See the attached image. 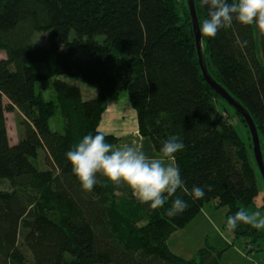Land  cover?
<instances>
[{
    "label": "trees",
    "instance_id": "16d2710c",
    "mask_svg": "<svg viewBox=\"0 0 264 264\" xmlns=\"http://www.w3.org/2000/svg\"><path fill=\"white\" fill-rule=\"evenodd\" d=\"M194 4L200 27L207 9ZM36 34L47 45L35 44ZM201 51L210 76L252 117L264 160V32L234 20L215 38L201 35ZM0 52V264H220L229 245L210 244L191 260L167 245L205 204L226 209L227 228V217L247 211L259 193L245 144L217 110L226 102L203 79L186 0H0ZM61 76L95 94L84 98ZM51 79L54 100H46L36 86ZM122 92L157 153L172 135L185 144L175 163L188 191L178 189L163 208L150 210L99 174L85 192L65 158L84 135L101 133L108 102ZM15 108L25 117L23 137L10 144L5 113ZM57 110L62 132L49 126ZM193 186L204 188L202 198ZM176 196L188 207L169 217ZM229 231L248 252L261 250L260 229L240 223Z\"/></svg>",
    "mask_w": 264,
    "mask_h": 264
},
{
    "label": "clouds",
    "instance_id": "9594fccd",
    "mask_svg": "<svg viewBox=\"0 0 264 264\" xmlns=\"http://www.w3.org/2000/svg\"><path fill=\"white\" fill-rule=\"evenodd\" d=\"M200 7L207 9L199 27L203 37L215 38L221 29L230 28L234 20L242 25L255 24L264 32V0H200ZM184 148L180 137L172 135L162 141L157 155L149 156L140 146L123 144L116 147L107 143L103 133L86 134L65 153V158L85 192L93 191L99 174L112 184L126 186L138 202L156 210L163 208L178 189L184 188L180 169L175 163V154ZM204 194L202 186L191 189V195L196 199ZM187 207L184 199L176 196L166 215L174 217ZM240 223L257 230L264 229V214L240 209L227 217L229 230H234Z\"/></svg>",
    "mask_w": 264,
    "mask_h": 264
},
{
    "label": "crops",
    "instance_id": "0c3cea01",
    "mask_svg": "<svg viewBox=\"0 0 264 264\" xmlns=\"http://www.w3.org/2000/svg\"><path fill=\"white\" fill-rule=\"evenodd\" d=\"M98 130L104 135L116 137L118 139L115 145L116 147L122 146L123 144H130L142 147V150L149 156L158 154L150 139L138 133L136 112L132 108L126 93H121L108 102L106 110L100 120ZM225 213L226 209L217 208L215 202L205 204L199 214L188 225L173 233L167 241L168 248L177 257L191 260L200 249L210 245L208 239L212 235V232L213 235L219 232L220 239L228 244L229 240L224 236L225 231H229L225 228ZM219 226H222L224 232L222 231L220 233ZM185 232L187 233L185 234ZM230 234L233 238V234L231 232ZM212 246H215V244H212ZM234 252L238 251L236 250ZM228 253L229 251L227 249L221 255V258H223L224 254V257H226ZM231 262L233 263L234 261L230 260L229 264Z\"/></svg>",
    "mask_w": 264,
    "mask_h": 264
},
{
    "label": "rangeland",
    "instance_id": "374dc122",
    "mask_svg": "<svg viewBox=\"0 0 264 264\" xmlns=\"http://www.w3.org/2000/svg\"><path fill=\"white\" fill-rule=\"evenodd\" d=\"M33 42L35 44L45 46L47 45V39L46 35L44 34H36L33 37ZM5 54L3 52H0V59H4ZM33 71H44V65L43 64H35L32 66ZM60 79L77 86L81 89L83 97L89 98L95 94V90L91 89L90 87L84 85L83 83L79 82L76 79H73L68 76H61ZM52 79L44 82L43 84H38L36 86V92L37 94H40L42 98L46 100H54V93L51 89V83ZM125 93V92H122ZM6 100L4 99V104H6ZM217 110H219L222 114L228 115V118L231 121V124L233 128L235 129L237 135L241 139V141L245 144L248 156L250 159L251 164L256 169V178L259 188L258 196L256 197L254 204L251 205L247 211L253 212V211H260L262 214H264V185L263 181L259 175V172L257 170L254 157H253V149L249 147L251 144L250 136L248 135L246 129L243 127V124L237 119V116L235 114V111L232 107H230L227 103H224L223 101H219L216 105ZM6 117V128H7V134L9 137L10 144H16L22 137H23V120L25 117L15 108L12 112L5 113ZM49 126L54 131H63V119L60 116L59 111L57 110L55 115L49 120ZM36 166L40 171L47 170L44 161H43V154H39L38 158H36ZM212 204V203H211ZM220 233H222L223 228L222 226H219ZM261 232L264 234V229H260ZM224 232V231H223ZM187 232H185L186 234ZM224 236L227 238L228 244L223 242L222 239H220L219 232L215 233L213 235H210L209 237V244H215V246H218L220 248H224L226 245H229L228 251L229 253L223 258L220 257V263L221 264H229L230 260H233L234 262L230 264H264V241H259L258 246L261 247V250H259V247L256 248L252 252H248L245 248V243L241 238L235 239L231 237V234L229 231H225ZM229 236V237H228ZM21 242V240H20ZM233 243V244H232ZM257 247V246H256ZM238 252H234V251ZM243 254V255H242ZM242 255V256H240Z\"/></svg>",
    "mask_w": 264,
    "mask_h": 264
},
{
    "label": "water",
    "instance_id": "95a60500",
    "mask_svg": "<svg viewBox=\"0 0 264 264\" xmlns=\"http://www.w3.org/2000/svg\"><path fill=\"white\" fill-rule=\"evenodd\" d=\"M186 3H187V7H188L190 19H191V25H192V29L194 33L198 64H199L203 79L209 85V87L214 92H216V94H218L220 98L224 100L230 107H232L234 111L244 120L245 125L249 132L250 140H251L254 161H255L257 170L259 172V175L264 185V160H263V155H262L261 146H260V138L258 134V129L252 117L248 113V111L239 103V101L236 100L234 97H232L221 85H219L210 76L207 66L205 64L203 55H202V51H201V33L199 30V23H198V18H197L196 11H195L194 0H186Z\"/></svg>",
    "mask_w": 264,
    "mask_h": 264
}]
</instances>
